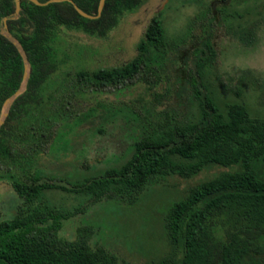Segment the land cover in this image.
Returning <instances> with one entry per match:
<instances>
[{
	"label": "trees",
	"instance_id": "1",
	"mask_svg": "<svg viewBox=\"0 0 264 264\" xmlns=\"http://www.w3.org/2000/svg\"><path fill=\"white\" fill-rule=\"evenodd\" d=\"M147 1L104 0L98 15L100 0L45 5L20 0L14 15L15 0H0V118L8 99L22 88L0 125V184H6L16 199L12 217L0 214V264H131L91 242L85 228L75 239L62 236V220L78 209L55 207L44 191L83 194L90 199L83 209L106 199L132 203L168 176L189 180L213 167L227 170L189 186L169 207L164 224L170 250L144 264H264V177L254 167L258 161L264 164V118L251 116L237 102L222 110L207 91L203 78L217 57L207 31L205 48L195 49L189 82L190 99L200 114L197 120H180L172 111L154 126L141 123L140 131L128 139L131 155L124 163L82 180L70 182L38 171L65 128L74 133L99 108L109 112L113 107L97 102L82 110L76 98L108 88L120 91L139 80L150 83L147 78H158L173 54L176 62L182 58L179 42L167 37L161 8L147 23L136 54L128 61L61 70L70 59L68 50L73 51L67 33L106 40ZM221 11L210 5L204 17L218 20ZM4 18L10 36L1 30ZM54 76L55 84L49 86ZM136 118L143 121L139 115ZM106 132V125L95 127V133Z\"/></svg>",
	"mask_w": 264,
	"mask_h": 264
},
{
	"label": "rangeland",
	"instance_id": "2",
	"mask_svg": "<svg viewBox=\"0 0 264 264\" xmlns=\"http://www.w3.org/2000/svg\"><path fill=\"white\" fill-rule=\"evenodd\" d=\"M210 5L213 11L222 10L218 20L205 19ZM161 8L168 39L178 41L183 50L180 61L176 62L173 54L158 78H147L150 83L139 80L120 91L108 88L103 93L86 92L76 98L82 110L97 102L113 107L109 112L99 108L74 133L65 128L56 136L50 155L37 166L39 173L70 182L100 174L130 157L128 139L140 131L142 124L154 126L164 113L172 111L180 120H197L200 114L196 102L190 99L189 82L194 75L195 49L205 48L202 41L207 32L217 53L203 78L207 91L222 110L227 103L237 102L244 104L251 116L264 118V0H148L106 40L67 33L73 51L68 50L70 59L61 70L112 67L128 61L136 54V43L147 23ZM1 30L8 34L5 28ZM55 78L49 86L55 84ZM7 109L8 102L3 112ZM137 115L144 122H139ZM100 124L106 125V133H95ZM254 167L264 177L263 162L254 163ZM224 170L227 168H209L189 180L168 176L144 190L132 203L106 199L83 209L90 204L89 197L83 194L47 189L44 196L59 209H78L61 222L60 232L66 239H75L78 230L85 228L91 242H98L131 264H144L170 250L164 224L169 207L181 199L189 186ZM14 199L11 189L0 184L2 217L14 215Z\"/></svg>",
	"mask_w": 264,
	"mask_h": 264
},
{
	"label": "water",
	"instance_id": "3",
	"mask_svg": "<svg viewBox=\"0 0 264 264\" xmlns=\"http://www.w3.org/2000/svg\"><path fill=\"white\" fill-rule=\"evenodd\" d=\"M37 5H45L47 3H50V2H55V1H62V0H47L45 2H40L39 0H29ZM103 2L104 0H100V3H99V7H98V15L100 14L101 12V9H102V6H103ZM75 8L82 14H84L80 9H78V7L76 5H74ZM20 9V0H15V10H14V15H16L18 13ZM85 15V14H84ZM5 20L6 18H4V27L6 29V24H5ZM6 31L8 32V30L6 29ZM10 36V35H9ZM13 42L15 44H17V42L15 40H13ZM28 77V64H27V60L24 59V72H23V78L24 80ZM22 90V88L20 87V89H18L17 91H15V93L12 95L11 98L8 99V106L11 104L13 98ZM7 110L5 112H3L1 118H0V125L3 123L4 121V117H6L7 115Z\"/></svg>",
	"mask_w": 264,
	"mask_h": 264
}]
</instances>
